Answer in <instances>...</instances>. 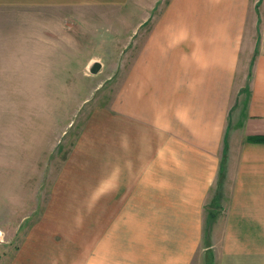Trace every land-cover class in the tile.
Masks as SVG:
<instances>
[{"label":"crops","instance_id":"obj_1","mask_svg":"<svg viewBox=\"0 0 264 264\" xmlns=\"http://www.w3.org/2000/svg\"><path fill=\"white\" fill-rule=\"evenodd\" d=\"M143 2L0 0V204L15 211L17 172L39 150L42 105L31 92L61 85L63 12L155 8ZM139 44L123 116L83 133L68 162L98 169L93 150H108V164L123 161L122 201H70L123 208L113 216L106 205L73 206L56 264H264V139H252L264 138V0H169ZM129 180L144 193L125 194ZM112 217L123 219L118 250L108 243ZM95 218L105 223L92 253Z\"/></svg>","mask_w":264,"mask_h":264},{"label":"rangeland","instance_id":"obj_2","mask_svg":"<svg viewBox=\"0 0 264 264\" xmlns=\"http://www.w3.org/2000/svg\"><path fill=\"white\" fill-rule=\"evenodd\" d=\"M150 1L155 3L152 10L131 9L122 14L106 11L63 12L64 56L58 84L61 85L59 89H49L45 94L42 92V95L31 92L33 104L40 102L42 105L44 126L41 131L35 129L33 121L39 150H32L30 159H26L30 170L17 172L22 176L17 187L20 192L15 193L13 200L15 211L11 204H0L3 216L0 224V264H56V240L62 237L63 224L75 221L68 212L74 207L85 210L88 205L103 210L106 205L113 216H117L123 208V202H70L73 195L74 198L92 195L95 201H100V197L114 198L118 195L122 201L123 161L118 159L114 164H108V150H93L103 161L96 164L98 169L89 172L74 170L69 168L68 162L78 139L86 135L83 133L91 134L94 126H104L102 122L107 115L123 116L125 73L135 62L140 41L150 34L153 20L159 17L169 0ZM146 2L142 3L144 7ZM118 18L122 20L118 21ZM94 61L102 64L97 73L90 69ZM50 83L55 85L56 80ZM32 110L34 112V107ZM114 151L116 155L123 153V150ZM129 182L125 194L144 193V189L136 187L134 181L133 184ZM22 215L28 218L20 217ZM62 216L71 217L65 220ZM111 221L108 243L115 246H112L115 250L122 243L119 232L123 219L112 217ZM104 223L103 219H92L90 228L94 232L98 228L100 232L91 236L95 242L90 245L92 253H97L96 249H92L97 248L98 241H102Z\"/></svg>","mask_w":264,"mask_h":264},{"label":"water","instance_id":"obj_3","mask_svg":"<svg viewBox=\"0 0 264 264\" xmlns=\"http://www.w3.org/2000/svg\"><path fill=\"white\" fill-rule=\"evenodd\" d=\"M101 65H102L101 62H99V61H94V62L91 64L90 69H91V71H92L93 73H97V72L100 70Z\"/></svg>","mask_w":264,"mask_h":264},{"label":"trees","instance_id":"obj_4","mask_svg":"<svg viewBox=\"0 0 264 264\" xmlns=\"http://www.w3.org/2000/svg\"><path fill=\"white\" fill-rule=\"evenodd\" d=\"M252 139H264V138H262V137H257V138H252Z\"/></svg>","mask_w":264,"mask_h":264}]
</instances>
